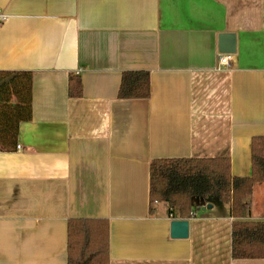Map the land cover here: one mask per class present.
<instances>
[{"label": "crops", "instance_id": "0c3cea01", "mask_svg": "<svg viewBox=\"0 0 264 264\" xmlns=\"http://www.w3.org/2000/svg\"><path fill=\"white\" fill-rule=\"evenodd\" d=\"M0 70L32 73V118L0 150V264H67L72 218L108 221L109 264H264L231 257L227 205H199L174 238L180 218L149 202L156 158L226 157L232 176H250L264 0H0ZM130 70L148 71L147 99L118 98ZM249 200L242 219L264 222V182Z\"/></svg>", "mask_w": 264, "mask_h": 264}, {"label": "trees", "instance_id": "16d2710c", "mask_svg": "<svg viewBox=\"0 0 264 264\" xmlns=\"http://www.w3.org/2000/svg\"><path fill=\"white\" fill-rule=\"evenodd\" d=\"M148 71L130 70L121 75L120 99L150 96ZM68 94L82 96L77 75L68 80ZM32 118V73L0 70V150L16 146L21 123ZM251 174L234 177L230 159L156 158L149 164V202L167 205L173 218L187 219L199 205H227L231 224V257L254 259L264 255V222L242 218L250 211L252 186L264 182V135L253 137ZM67 264H109V226L106 219L75 218L67 223Z\"/></svg>", "mask_w": 264, "mask_h": 264}, {"label": "water", "instance_id": "95a60500", "mask_svg": "<svg viewBox=\"0 0 264 264\" xmlns=\"http://www.w3.org/2000/svg\"><path fill=\"white\" fill-rule=\"evenodd\" d=\"M220 53L234 52L233 37L228 34H221L220 36ZM211 208V206H208ZM171 236L174 238H186L188 236V220L174 219L171 222Z\"/></svg>", "mask_w": 264, "mask_h": 264}, {"label": "built area", "instance_id": "2783aa9c", "mask_svg": "<svg viewBox=\"0 0 264 264\" xmlns=\"http://www.w3.org/2000/svg\"><path fill=\"white\" fill-rule=\"evenodd\" d=\"M231 58H232V54L230 53H220L218 55V67H228L230 64ZM17 148L19 149L20 146H17Z\"/></svg>", "mask_w": 264, "mask_h": 264}]
</instances>
